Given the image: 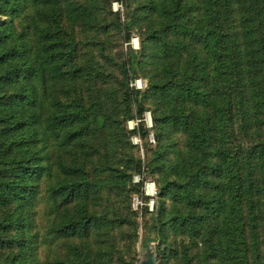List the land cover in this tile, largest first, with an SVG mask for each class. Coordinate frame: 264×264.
I'll use <instances>...</instances> for the list:
<instances>
[{"label": "trees", "instance_id": "16d2710c", "mask_svg": "<svg viewBox=\"0 0 264 264\" xmlns=\"http://www.w3.org/2000/svg\"><path fill=\"white\" fill-rule=\"evenodd\" d=\"M133 195L147 259L264 264V0H0V264H134Z\"/></svg>", "mask_w": 264, "mask_h": 264}, {"label": "rangeland", "instance_id": "374dc122", "mask_svg": "<svg viewBox=\"0 0 264 264\" xmlns=\"http://www.w3.org/2000/svg\"><path fill=\"white\" fill-rule=\"evenodd\" d=\"M111 10H112V12H119L120 13V15H121V22H123V20H124V11H123V7L119 4V3H117V2H113L112 4H111ZM131 47V49L132 50H135V51H137V50H139V40H138V37H137V35L136 34H133L132 35V37H131V40H130V43H124V41L123 42H121V47H122V50H123V53H124V55H126L127 54V52H128V47ZM140 81L141 82V84L144 86L143 87V89H141V90H139V91H143L145 88H146V80H144V79H142V78H138V79H136V80H134L131 84H130V87L131 88H134L132 85L133 84H135V82L136 81ZM134 89H136V88H134ZM136 90H138V89H136ZM144 119H143V121H142V123L141 122H139L138 124H137V127H135V124H134V122H135V120L134 121H128L127 122V129H128V131H130V132H132L133 130H135L137 133L135 134V135H132L131 136V138H130V143H131V145H132V147L134 148V153H135V155L137 156H139L140 158H141V160H142V162H143V164H144V162H145V160H146V157H147V155H149V152H148V150H150V149H153L154 148V146H155V140H154V138H153V134H152V132H151V128H152V119H151V114L149 113V112H146L145 114H144V117H143ZM150 118V122L148 121V119ZM129 122H133L132 124V126L133 127H135L133 130H131V129H129ZM143 124L144 125V128L146 129V131L148 132L147 133V137H146V139L145 138H143V137H141V135H140V133L138 132V125L139 124ZM136 138L138 141H137V144H133L132 143V139L133 138ZM147 142V143H146ZM144 178H145V180H144V182H146V183H150V184H152V185H154L155 183H154V180L150 177V176H148L146 173H144ZM135 177H138V176H134L133 177V183L134 184H137V183H135L134 182V178ZM139 178V177H138ZM140 180H141V178H139ZM154 183V184H153ZM141 192H142V196H145L144 195V192L142 191V189H141ZM151 198H154V201L156 200V195L154 196V195H152L151 196ZM151 201V200H150ZM149 202V201H148ZM150 203V202H149ZM148 204V203H147ZM146 204V205H147ZM130 205H131V209H132V211L133 212H135L136 214H137V218H136V220H137V222H138V241L137 242H135V240H134V238L132 237V235H131V230H129V229H124V231H126L127 232V234H128V239L124 242V243H121L122 245H121V247H123V246H126V245H129L130 247H128L129 248V250H131V256L134 258V264H141L142 262H145L146 260H147V252H149V251H147V250H144V249H142V247H141V240H142V237H143V230H142V228L140 227V226H142L144 223H145V220H144V216L142 215L143 213V209L145 208V204H144V202L142 201V199H141V196H137V195H133L132 196V198H131V201H130ZM154 205H155V202H154ZM148 207V206H147ZM149 209V208H148ZM154 210V209H153ZM148 212H150L149 210H148ZM153 212V211H152ZM151 213V212H150ZM148 218V217H147ZM146 218V219H147ZM150 246H151V248H153L154 246L152 245V244H150ZM44 250V247L42 248V251ZM50 253H52V254H54L55 252H56V246H54V247H51V249H50V251H49ZM150 252H152L151 250H150ZM155 259V258H154ZM155 262H156V260H155ZM156 264H157V262H156Z\"/></svg>", "mask_w": 264, "mask_h": 264}, {"label": "built area", "instance_id": "2783aa9c", "mask_svg": "<svg viewBox=\"0 0 264 264\" xmlns=\"http://www.w3.org/2000/svg\"><path fill=\"white\" fill-rule=\"evenodd\" d=\"M134 88H136V89H138V90H141V89H143V85L141 84V82L138 80V81H136L135 82V84H133L132 85ZM148 121L150 122V118L148 119ZM140 121H138V120H135V122H134V124H135V127H137V124L139 123ZM133 123V122H132ZM131 122H129V129H131V130H133L135 127H133ZM137 139L134 137L133 139H132V143L133 144H137ZM134 182L135 183H139L140 182V179L138 178V177H135L134 178ZM154 184V183H153ZM142 191L144 192V195L146 196V197H148L149 198V202H148V204H147V206H148V208H149V211L150 212H152L153 211V209H154V198H151V196L152 195H156V187H155V184L154 185H152V184H150V183H146V182H144L143 183V186H142ZM151 200V201H150Z\"/></svg>", "mask_w": 264, "mask_h": 264}, {"label": "water", "instance_id": "95a60500", "mask_svg": "<svg viewBox=\"0 0 264 264\" xmlns=\"http://www.w3.org/2000/svg\"><path fill=\"white\" fill-rule=\"evenodd\" d=\"M141 264H156V262L153 256H149L148 259L145 262H142Z\"/></svg>", "mask_w": 264, "mask_h": 264}]
</instances>
